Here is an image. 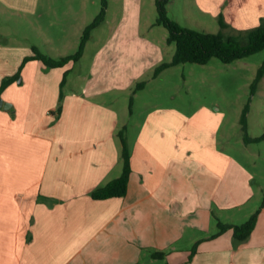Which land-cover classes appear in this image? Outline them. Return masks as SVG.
I'll use <instances>...</instances> for the list:
<instances>
[{"label":"crops","instance_id":"1","mask_svg":"<svg viewBox=\"0 0 264 264\" xmlns=\"http://www.w3.org/2000/svg\"><path fill=\"white\" fill-rule=\"evenodd\" d=\"M117 1L124 9L133 4L137 12L143 2ZM0 3L38 19L45 15L49 28L38 29L50 43L58 40L57 46L78 43L77 32L92 18L89 0ZM186 5L192 6L189 12L195 7L193 12L198 8L215 18L222 13L226 24L243 31L264 18V0H187ZM44 6L48 14H41ZM109 11L107 3L105 24ZM105 24L97 29L106 30ZM113 24L81 89L62 91L72 63L48 69L31 60L1 93L0 264H141L146 248L170 249L167 264H264V207L246 242L235 245L232 230L211 237L217 221L240 224L248 216L255 170L264 175V142L242 140L236 152L220 145L225 114L218 106L185 113L177 105L157 104L128 142L132 169L126 195L91 197L123 169L116 132L127 126L123 109L116 108L123 105L117 93L130 95L142 76L166 62L160 40L144 36L140 26L124 33ZM31 55L24 46L0 45V84ZM67 55L59 51V57Z\"/></svg>","mask_w":264,"mask_h":264},{"label":"rangeland","instance_id":"2","mask_svg":"<svg viewBox=\"0 0 264 264\" xmlns=\"http://www.w3.org/2000/svg\"><path fill=\"white\" fill-rule=\"evenodd\" d=\"M89 1L91 4L90 17H92L90 18L89 24H91L102 9V0ZM129 1L134 2L136 0ZM186 1L187 0H170L167 6L168 17L170 19L174 18L180 26L187 29L208 33H217L221 30L218 18L201 13L198 8V11L196 10L193 12L194 9H196L195 7H193L192 12H189V10H192V6H187ZM91 2L97 4L94 6ZM106 3L109 4L111 9L107 16L109 17L110 24L103 23L105 21L104 17L100 25L105 24L104 26L107 29L99 30L97 29L99 26H97L91 30L90 38L87 41V48H84L82 57L72 66V69L67 75V84L65 88L62 89L65 93L71 90L77 91L85 84V79L91 68L94 54L98 50V46L102 45L105 38H107L109 25H115L113 24L114 21L119 24L120 29L124 33L133 32L140 26L141 31H144V36L149 39L161 41L166 62H170L173 57L176 50L175 44L168 43L167 30L162 25H156L157 7L155 1L151 3V0H143L140 5V12L139 10L138 12L136 11L133 4H128L124 9L120 1L106 0ZM49 9V7L47 9L44 6L41 14H48ZM136 15L137 19H134ZM44 16L41 19L39 18V20L38 17L27 15L24 12L7 9L4 4L0 3V45L5 44L15 47L24 46L29 50L35 46L42 54L52 59L59 58V51H64V53L68 55L74 54L76 50H78L83 30L77 32V36L79 35L78 43L66 45V47L57 46L56 44L59 43L58 40L54 39L52 43H50L48 37L45 36L44 33L42 34L41 30L38 29L49 28L48 18ZM86 28H84V30ZM230 29L234 28L230 26L228 31L225 30V33H232ZM165 38L166 41L164 40ZM123 40H125L124 35ZM123 40L121 39L120 41L123 43ZM141 55L142 53L138 55L139 62ZM263 62L264 51L252 54L244 59H239L231 64H223L222 61L217 58H212L206 65L181 63L162 73L158 80L151 81L153 71H155V68L159 66L160 63L152 71H148L137 81V83L141 81L145 82L147 87L145 90H139L137 95L133 96L132 104L130 102L131 93L130 95L124 93V97L120 94L121 92L117 93L119 101L122 100L124 106L118 104L116 108H118L119 111L123 109L124 115L121 114L120 116L122 120L124 119L123 122H125L128 129L126 131L128 142L131 143L133 141L147 112L157 104H162L164 106L177 105L185 113H190L204 106L211 109H215L218 106L225 114L224 124L217 134L220 145L228 152H236L235 146L239 145V143L241 144L242 140H244L240 125V116L249 98H251V102L249 103L250 110L247 115V135H261L264 133V77L262 81H260L255 94H253L252 97L250 95V85ZM137 65L141 66L142 64L139 63ZM255 151H258V149ZM255 159L258 160L259 157L256 156ZM255 172V177L251 180L255 192L252 200L247 205L249 208L247 206L245 207L246 211L249 210V214L244 218L245 220L243 219L238 222L240 224L244 223L249 216L259 208L263 200L264 175H261L262 172L256 170ZM107 183H104V185ZM213 229V232L218 230L217 223L214 225ZM189 248L192 250L193 245ZM151 250L158 249L146 248L141 250V264H147L149 260H151V262L155 261L160 264H167L166 258L169 255L168 251H170V249L158 250L166 254V257L162 260L158 258L152 259L150 257Z\"/></svg>","mask_w":264,"mask_h":264},{"label":"trees","instance_id":"3","mask_svg":"<svg viewBox=\"0 0 264 264\" xmlns=\"http://www.w3.org/2000/svg\"><path fill=\"white\" fill-rule=\"evenodd\" d=\"M170 0H155L157 7V20L156 25H162L167 30L168 43H174L176 50L170 62L161 63L153 71L152 78H155L161 71H164L170 67L179 65L181 63H197L206 65L212 58H217L222 61L223 64H231L239 59H244L252 54L264 51V18L260 19V23L248 30H234L230 29L232 33H225V30L229 29V25L223 20L222 13L218 15V22L221 30L217 33H208L194 29H187L180 26L177 22L170 19L167 15V6ZM105 11H107L106 0H102V9L94 21L83 30L82 37L79 42L78 50L74 54L68 56H61L57 59L46 57L42 54L37 47L31 48L32 55L24 57L20 68H18L16 74L10 77H4L0 84V96L2 91L10 86L14 81L20 77V71L23 66L31 60H40L44 63L46 68L51 69L55 67H62L69 63L73 65L79 61L82 56L85 45L90 38L91 30L96 28L103 22L105 17ZM69 70L64 72L63 79L61 81V88L65 85V81ZM264 75V62L258 69V73L255 75L250 85L251 97L255 94L258 88L260 79ZM146 83L138 82L134 90H132L130 102L132 104L133 96L136 91L144 89ZM134 92V93H133ZM63 101V93L60 90L58 106L54 111L56 119L59 117ZM249 98L248 103L243 109V113L240 116V125L242 128L243 139L245 143L264 142V133L261 135L250 137L247 135V113H249ZM127 127H121L116 132L117 140L119 141V157L123 166L121 173L118 177L109 181L105 185H100L94 188L90 195L93 199L106 200L114 197H124L127 193L129 176L131 173V147L128 143L126 136ZM264 207V194L263 200L259 208L253 212L249 218L242 224H227L217 221L218 230L211 237L220 236L228 230H232V239L235 245H239L246 242L253 232L259 213ZM197 250V244L190 250L188 260L191 261L193 255ZM150 257L152 259H164L166 254L163 251L151 250Z\"/></svg>","mask_w":264,"mask_h":264},{"label":"water","instance_id":"4","mask_svg":"<svg viewBox=\"0 0 264 264\" xmlns=\"http://www.w3.org/2000/svg\"><path fill=\"white\" fill-rule=\"evenodd\" d=\"M2 104H3V101L0 99V106H2Z\"/></svg>","mask_w":264,"mask_h":264},{"label":"bare ground","instance_id":"5","mask_svg":"<svg viewBox=\"0 0 264 264\" xmlns=\"http://www.w3.org/2000/svg\"><path fill=\"white\" fill-rule=\"evenodd\" d=\"M134 93V92H133ZM133 96V95H132Z\"/></svg>","mask_w":264,"mask_h":264}]
</instances>
